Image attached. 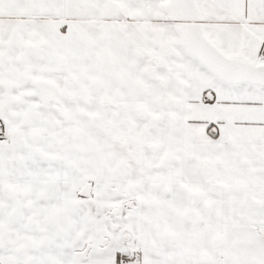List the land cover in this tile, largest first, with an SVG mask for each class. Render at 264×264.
<instances>
[{"label": "snow or ice", "instance_id": "1", "mask_svg": "<svg viewBox=\"0 0 264 264\" xmlns=\"http://www.w3.org/2000/svg\"><path fill=\"white\" fill-rule=\"evenodd\" d=\"M0 264H264V0H0Z\"/></svg>", "mask_w": 264, "mask_h": 264}]
</instances>
